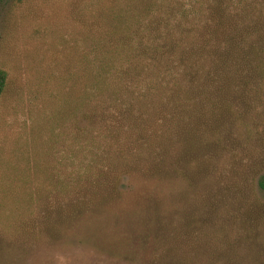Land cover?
<instances>
[{
	"label": "rangeland",
	"instance_id": "rangeland-1",
	"mask_svg": "<svg viewBox=\"0 0 264 264\" xmlns=\"http://www.w3.org/2000/svg\"><path fill=\"white\" fill-rule=\"evenodd\" d=\"M109 2L0 0V70L7 72L0 96V264H264V190L257 186L264 170L263 82L231 101V138L221 150L205 139L208 117L198 118L205 171L172 176L168 184L128 170L132 176L117 183L118 209L76 220L78 200L105 191L97 182L106 168L138 170L160 161L156 141L119 154L96 133L100 147L91 148V33L94 23L104 25ZM155 105L146 106L145 119L152 116L153 135L164 137V163L174 172L178 155L189 150L179 138L197 120L167 122L165 112L157 120ZM147 192L162 199L163 219L153 205L137 204Z\"/></svg>",
	"mask_w": 264,
	"mask_h": 264
},
{
	"label": "trees",
	"instance_id": "trees-1",
	"mask_svg": "<svg viewBox=\"0 0 264 264\" xmlns=\"http://www.w3.org/2000/svg\"><path fill=\"white\" fill-rule=\"evenodd\" d=\"M109 1L104 25L94 23L91 33L93 57L88 63L86 90L94 132L91 148L100 147L94 143L96 133L119 154L135 145L144 147L146 140L156 141L154 153L160 161L147 162L138 170L129 165L106 168L105 177L97 182L103 185L99 191H105L78 200L74 213L78 222L97 209H118L121 191L117 183L132 176L128 170L168 184L172 176L183 179L205 171L207 154L197 151L204 141L196 134L204 127L198 128V118L208 117L205 139L221 150L223 139L231 138V126L225 128V120L235 114L231 101L264 84V0ZM6 80L7 72L0 70V96ZM153 101L157 120L164 112L167 122L181 121L183 115L197 120L179 138L189 150L178 155L174 172L164 163L168 151L164 137L153 135L152 116L145 119L146 106ZM127 133L134 140L127 141L123 137ZM198 165L201 172L196 170ZM122 171L126 172L120 176ZM92 179L87 181L93 187ZM257 186L264 190V170L257 173ZM139 197L138 205H153V215L165 217V211L159 210L162 199L155 192Z\"/></svg>",
	"mask_w": 264,
	"mask_h": 264
}]
</instances>
